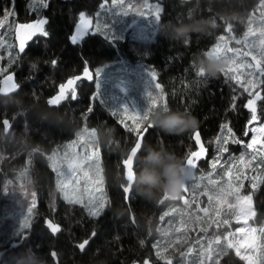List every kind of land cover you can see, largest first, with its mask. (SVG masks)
Instances as JSON below:
<instances>
[{"label":"trees","instance_id":"16d2710c","mask_svg":"<svg viewBox=\"0 0 264 264\" xmlns=\"http://www.w3.org/2000/svg\"><path fill=\"white\" fill-rule=\"evenodd\" d=\"M101 1L0 0V79L14 71L19 87L13 94L0 95V264H167L168 260L172 264H246L223 244L205 260L203 246L208 237H222L227 229L212 223L218 219L215 210L222 209L219 219H223L233 193L226 191L224 203L219 205L215 199L209 202L203 193L213 194L207 179L217 186L224 185L228 181L224 172L236 167L242 155L251 161L245 170L247 179H242L246 187L242 192L251 188L252 177L264 175L262 157L245 147L253 121L246 107L250 97L244 91L245 86L253 92L260 89L264 96V85L251 88L237 83L227 70H221L214 78L198 72L202 70L200 59L208 55L217 41H225L238 50L234 51L237 56L246 59L258 52L264 41V4L261 0H156L162 9L157 33L152 41H142L130 39L128 34L120 35L121 22L115 23L113 15L101 17L107 8H99ZM137 1L124 0L132 6L127 15L136 9ZM82 13L96 30L91 28L73 43L71 35L81 23ZM33 18L47 20L44 28L48 35L38 34L19 55L13 28L17 21ZM192 20H212L216 26L183 42L171 40L165 34L166 22H170V31L172 25ZM258 61L264 66L261 55ZM146 65L156 75L164 103H146L142 107L156 106L154 110L166 105L191 113L198 123L194 130L182 135H168L152 125L147 127L142 149L134 158V175L144 166L141 158L149 146L186 157L195 149L192 135L199 131L208 150L206 159L198 162L195 180L187 183V190L178 198L166 197L160 204L163 195L158 202H148L137 195L133 185L126 200L122 190L125 184L120 179V174L125 176L122 161L141 129L149 123L135 126L136 121H129L125 115H113V111H118L115 101L121 95L120 84L140 82ZM86 67L103 70L98 76L94 73L92 81L76 84L77 99H71L70 91L67 100L50 106L48 98L58 85ZM257 79L264 80V76L257 72ZM256 107L258 120L263 121L264 100L257 101ZM4 120L9 121L7 130ZM128 125L135 131L130 132ZM85 127L95 132L102 173L106 203L99 216H92L84 205L69 203L62 197L57 188V171L49 160L50 156L60 155L68 144L72 148ZM107 127L115 129L119 148L108 147L112 141L104 132ZM21 137L30 142V151L16 150ZM234 139L243 143H232ZM218 140L228 141L229 151L220 156V163L213 169ZM125 152L126 156L119 154ZM54 161L62 162L59 158ZM65 167L62 162L58 169ZM25 170L26 175H21ZM32 192L36 193L35 208L29 217L31 226L25 230L22 221L28 217ZM252 195L258 224L264 218V183ZM171 207L175 208L169 210ZM203 208L210 209L207 215L201 211ZM45 218L59 225L60 231L51 233ZM85 240L88 243L81 249L79 245Z\"/></svg>","mask_w":264,"mask_h":264},{"label":"rangeland","instance_id":"374dc122","mask_svg":"<svg viewBox=\"0 0 264 264\" xmlns=\"http://www.w3.org/2000/svg\"><path fill=\"white\" fill-rule=\"evenodd\" d=\"M106 1H108V5L105 6L107 8H105V12L101 14V17L103 16V14L113 15L115 17V23L116 21L121 22V29L119 31L120 35L128 34V37L130 39H136L142 41H152L155 38V34L157 33V27H158V21H156L155 19V13L157 9H160V7L157 4L158 2L156 0L137 1L136 9L133 11V13H130L129 15H127L129 11L128 10L129 8L128 5H130L129 3L125 2L123 6H120V5H113L112 0L110 2L109 0ZM138 12H142L143 15H138L137 14ZM258 18H261V16H258ZM97 22L96 24H99V21ZM130 24L132 26L129 28ZM94 30H96L95 25L91 29V31ZM217 45H219V48L213 55L210 56L215 57L220 62L221 70L230 71L233 76L239 78V83H246L247 86L249 85L248 84L249 80H255L257 78V72L255 71L254 67L253 68L241 67V65L251 64L255 66L259 60V56L261 55V52L264 51V48H262L261 45L258 46L259 48L258 52L256 54H253L249 59H246L242 56H237L234 53V51H227V49H233V48L225 41H217L215 45L208 51V55L210 52L213 51V49L217 48ZM146 66L144 68L147 70L144 71L143 75H141L140 82H133V84L131 85L125 83L120 84L121 95L120 98L115 101L116 102L115 107L116 109H118V112L121 113V115L123 116L125 115V117L131 122H135V119L132 118L135 111L142 113L144 108H147V107H142V105L146 103L150 104L148 97L149 92H151L156 97L155 102L151 103L150 105L153 104L156 105L157 102H159V104L164 103V97L161 93L160 86L159 88L156 87V85L158 84L156 81V75H155V79H153L149 73L154 71L149 69L151 68L150 66L148 65ZM124 67L126 70L129 71V69H127L126 66ZM97 70H99V72H102L103 68L100 69L96 68L94 72L96 73ZM249 73H252V75H249ZM118 76H121V74H119ZM99 80L101 79L98 77L97 83H99ZM154 107H152V109ZM124 108H127L128 112H124L123 111ZM261 125H264V120L253 121V125L251 128V137L247 144L252 142L253 137H255L256 139V144L253 145L252 148H247V149L252 151L253 154H258L259 157H264V150H262L264 149V132L259 131ZM135 126H137V124H135ZM95 139H96L95 132L85 127L80 131L79 138L75 141L74 145H72V148H70L71 145L68 144L62 150L60 155H56L55 157L51 156L52 159H49L51 166L53 168L55 167L58 169L59 166L62 164V162L66 164V167L60 170L65 173V177H66L65 182L61 185V187L68 192L70 197L81 199L83 201L82 205H84L85 207L86 205L88 206L86 207V210H88L89 214H90L89 207L94 206L96 203H98L101 200L105 201L104 193H103L102 173L100 170L99 156L96 152ZM54 158H59L62 160V162L60 161L55 162ZM248 161L249 159L246 157L243 162L239 159L236 167L232 169H228V171L226 172L223 171L224 175L226 174V177L228 178V181L224 183V185L217 186V184L210 182L212 180L207 179L208 185H210L213 188V194H212L213 197L220 194L221 188H223L225 192L228 190L232 191L233 199L232 202L228 204L235 205V208L232 210L228 209L227 214L223 217V218H227L229 222L231 221L232 224H229L227 226V229L225 230L223 236L221 237L220 243L219 244L212 243L211 249H209L210 241H213L215 238L211 236L208 237L206 243L203 246L204 255H207V257H205V260H208L210 258V255L214 252L215 249L219 248L218 245L220 244H223L224 247L227 249L233 250L234 254L239 258H241V256H248L252 260L259 261L262 254H264V249H261L260 247L257 246L260 243L259 231L253 234V236H255V240L245 235L244 233H239L236 231V229L238 228L248 229L254 227L259 230L260 228L264 227V218L261 219V221L257 224L256 215L252 219H249L247 223H245L246 215L244 213H246L247 211V204L246 202L237 199V196L252 194V192L254 191L252 187L250 189L248 188L247 192H242L241 191L242 188L239 190V192L234 191L240 184L244 185L242 181L243 178L237 180L235 179V177L241 174L242 176L245 175V170H247L250 167V166H246ZM69 162L73 163L74 165H78L75 175H73L67 167ZM248 177H250V175ZM229 184H231V189H229ZM61 195L64 198L62 192ZM90 200L93 201V205H89ZM215 203L218 205L221 204L218 203L217 201ZM174 208L175 207H171L169 208V210H173ZM252 208L255 211L253 207V200H252ZM237 218H239V222H237ZM228 232L233 233V235L229 237V240L233 241L236 244V247H239L240 255L236 254V247L233 248L227 247L228 241L224 240V236ZM249 245H252L255 248V251H253L252 248L249 247ZM243 261L246 264H249L248 260L243 259Z\"/></svg>","mask_w":264,"mask_h":264},{"label":"snow or ice","instance_id":"6c2138e0","mask_svg":"<svg viewBox=\"0 0 264 264\" xmlns=\"http://www.w3.org/2000/svg\"><path fill=\"white\" fill-rule=\"evenodd\" d=\"M261 2H262V4H264V0H261ZM112 3H113V5L123 6L124 0H112ZM44 6L47 7L46 4ZM103 6L104 5H101V7H103ZM128 7L131 8L132 6L128 5ZM161 11H162V9H157V11L155 13L156 21H159L160 12ZM137 14L138 15H143L142 12H138ZM80 20H81V23L76 26L75 34L71 38L73 43H75L83 35L88 33L89 28L92 27L91 22L89 20L85 19L84 13L80 14ZM45 24H47V20L46 19H39V20H37L35 22V24L27 25V27L32 29V31H30L28 33V38L30 39L31 37L36 36L37 34H39L41 36H47L48 32L44 28ZM97 31H100V29L97 28ZM261 35L264 36V31H262ZM221 39H223V38H221ZM237 43H240V41H237ZM218 48H219V45H217V48L213 49V51L210 52L209 55H213L217 51ZM262 48H264V41H262ZM21 51H23V44L21 45ZM227 51H237L238 52V50H235V49H227ZM246 55H247V53H246ZM261 57H262V60H264V51L261 52ZM52 63L55 64L56 62L52 61ZM241 67H248V68H253L254 67L255 71L259 72L260 76H264V66H261V62L260 61H258L255 66H253L251 64H247V65H241ZM84 71H85V75L88 77V79H92V75L89 73L88 69L85 68ZM149 74L151 75V77L153 79H155V73L154 72H150ZM225 74L227 75V73H225ZM95 75L96 76L99 75V70L96 71ZM198 75H203L202 70H199ZM249 75H252V73H249ZM231 78L237 80V82L239 83V78L238 77L232 76ZM77 79H79V78H77ZM11 80H12V77L8 76L7 80H6V83L10 82ZM68 83L72 84V83H74V81L70 80ZM248 84H249V86L251 88H258L261 85H264V80H259V79H257V80H249ZM15 87H16V85L9 84V87H8L7 90L11 91ZM156 87L159 88V85L157 84ZM244 91L248 93L249 97H251L248 100L247 105H246V107H248L250 109V111H251V121H257L258 120V116H257L256 104H257V101L264 100V96H261L259 91H255V92L250 91L249 87H245ZM70 97H71L72 100L77 99V92H76L75 88H73L71 90ZM148 97H149L150 104L155 102L156 97L151 92L148 93ZM68 98H69L68 92H66L64 86H61L59 94L57 96L49 99L48 103L50 105H59L61 102L67 100ZM161 107H164L165 109L168 108L166 105H161ZM152 110L153 109L151 107H147V108H145L143 110L142 113L135 111L134 115L132 116V118L135 119L136 124L139 125V124H141L143 122H146L148 120V115H149V113ZM88 111L91 112L92 109L89 108ZM123 111L124 112H128V109L124 108ZM119 114L120 113L118 111H113V115H119ZM3 124H4V127H5V130H7L8 127H9V121L8 120H4ZM150 126H151L150 124H147L145 126V128L141 129V132L146 134L147 127H150ZM127 127H128V130L130 132H134L135 131V129L133 127H131L130 125H128ZM229 131H231V129H229ZM259 131L260 132H264V125H261V127L259 128ZM145 138H146V135L145 136H141V135L138 134L137 135V141L134 144V146L131 148V153L129 154L128 157L124 158L123 161H122V167L124 168L125 174H126L128 179H131L132 176L134 175V158L137 156L138 152L142 149V144H143V141H144ZM195 139H196L197 143L200 142L199 133H196ZM231 142L232 143H237V144L243 143L242 141L236 140V139L232 140ZM227 143H228V141H224L223 143H220V141L218 140V145H219L218 150H217L218 151V156H217V159L213 160L212 163H211V167L213 169H215L217 167V165L220 163V156L223 153L229 151V149L227 147ZM255 144H256V139H255V137H253L252 142L247 144V145H245V147L246 148H252L253 145H255ZM262 150H264V149H262ZM204 151H205V149L203 148V146H201V151L200 152H191L188 156H186V161H187V164L190 166V168L197 167V161L199 160V158H201V156L204 153ZM193 157H195L196 160H194ZM49 159H52V157L50 156ZM239 159L243 162L245 160V157L242 155ZM253 159H255V157H253ZM262 161H264V157H262ZM246 166H251V161H248ZM67 167H68L69 171L73 175H75V172H76V170L78 168V165H74L73 163L69 162ZM54 170L57 171V176H58L57 188H58V190H60L63 193L64 199L67 200L69 203L83 204V201L81 199L70 197L68 192L61 187V185L65 182V179H66L65 173L63 171H60L59 169H57L55 167H54ZM21 175H26V170L24 172H22ZM209 175H211V173H209ZM191 176H192V173H191ZM241 178L247 179V177L246 176H242V174L235 177V179H237V180H240ZM210 182L211 183H216L215 181H210ZM261 183H264V175L252 177L251 187H252L253 190L257 189ZM241 188H243V184H240L234 191L235 192H239V190ZM229 189H231V184H229ZM122 190H123L124 193L129 194V198H130L131 187L129 185H125V186H123ZM184 190L186 191L187 189L184 188ZM224 194H225V190L223 188L220 189V194L215 196V197H213L211 195H208L207 192L203 193V195H207L208 196L209 202H212L215 199L218 203H221V204L224 203ZM31 197H32V203H31V205H29L27 207L28 217H25L24 220L22 221V228L25 229V230L29 229L30 226H31V223L29 221V217L32 216L33 210L35 208L36 193L32 192L31 193ZM237 199L238 200H242V201L246 202V204H247V211H246V213H244L246 215L245 223H247V221L249 219H252L256 215L255 211L252 208L253 195L252 194H248V195H243V196H237ZM105 203L106 202L104 200H101L98 203H96L94 206L89 207L90 214L92 216H99L102 213L103 208L105 207ZM187 203H188V201L185 200V204H187ZM89 205H93V201L92 200L89 201ZM86 207H88V206L86 205ZM234 208H235V205L228 204V209L232 210ZM201 211H203L207 215L208 212H209V209L208 208H203V209H201ZM215 216L218 219H214L212 221V223L215 224L217 228H220L221 226H228L229 225V220L227 218L219 219L222 216V209L221 208H216ZM162 219H163V217H162ZM237 222H239V218H237ZM47 226H48V228L51 230V232L53 234L58 233L60 231L59 225L54 224L52 221H48ZM210 226L211 225H209V227ZM201 230L204 231V232H207V228H203ZM236 231L239 232V233H244L245 235L251 237L253 240H255V236H253V234H255V233H257L259 231L260 243L257 246L260 247L261 249H264V227L260 228L259 230L257 228H254V227L248 228V229L238 228V229H236ZM232 235H233V233L228 232L224 236V240L228 241V244H227L228 248L236 247V244L233 241L229 240V237H231ZM220 241H221V237L219 235L215 236V239L213 241H210V243H209V249H211V244L212 243L219 244ZM87 243H88V241L85 240L83 243H81L79 245V247L81 249H83ZM198 243H199V241H198ZM141 244H143V241H141ZM249 247L252 248L253 251H255V248L252 245H249ZM236 254L240 255L239 247H236ZM160 255L161 254L159 252H157V256L160 257ZM181 255H183V253H181ZM241 259L248 260L249 264H264V254H262V256H261L259 261L252 260L248 256H241ZM144 264H148V261H144ZM167 264H172V261L168 260Z\"/></svg>","mask_w":264,"mask_h":264},{"label":"clouds","instance_id":"9594fccd","mask_svg":"<svg viewBox=\"0 0 264 264\" xmlns=\"http://www.w3.org/2000/svg\"><path fill=\"white\" fill-rule=\"evenodd\" d=\"M169 25L170 22L164 24L165 34L169 39L177 42L187 41L193 34L216 26L215 21L212 20H192L187 24L179 22L177 25H172L169 31ZM199 68L203 70L204 75L214 78L221 71V64L215 57L207 55L200 59ZM71 119L75 120L74 117ZM147 123L165 134L182 135L194 130L198 121L189 112L160 107L149 113ZM100 131L97 130V139L100 137ZM104 132L112 141V145L108 147L121 146L114 128H104ZM16 150L30 151V142L21 137L17 142ZM119 154L126 156V152ZM141 159L144 161V166L139 171H135L132 178L133 189L136 190L137 195L148 202H158L164 193L170 198H178L185 188L186 180L191 176V168L187 164L186 157L178 156L159 146H149L147 154ZM120 179L123 184H127L126 176L120 174Z\"/></svg>","mask_w":264,"mask_h":264},{"label":"water","instance_id":"95a60500","mask_svg":"<svg viewBox=\"0 0 264 264\" xmlns=\"http://www.w3.org/2000/svg\"><path fill=\"white\" fill-rule=\"evenodd\" d=\"M63 1H65V0H63ZM101 5H104L103 7L107 6V5H108V1L103 0V1L99 4V8H100V9L103 8V7H101ZM36 21H37L36 19H31V20H28V21H26V22H19V21L16 22V24H15V26H14V30H13V38H14V41H15V48H16V51L18 52L19 55H21V54L23 53V51H24L25 48H26L27 43L30 42L31 40H33V39L35 38V36L31 37L30 39L28 38V33H29L30 31H32V29L29 28V27H27V25H33V24H35ZM78 24H80V23H78ZM78 24H77V25H78ZM77 25H76V26H77ZM76 26H75L74 29H73V32H72L71 38H72V37L74 36V34H75ZM83 36H84V35H83ZM22 44H23V51H21V45H22ZM86 68L88 69L89 73L92 75V79H88V77L85 75V71H84L85 68H84V69L81 71V73H79V74H77V75H75V76H73V77H70V78L66 79L63 83L59 84L58 87H57V91H56L52 96H50V97L48 98V101H49V99H51V98H53V97H55V96H57V95L59 94L61 86H64L66 92H69V91H71L73 88H75L76 84H77L79 81H81V80L92 81V80L94 79V71H93L91 68H89V67H86ZM8 76H11V77H12V80H11L10 82L6 83V80H7V77H8ZM77 78H79V79H77ZM70 80L74 81V83L69 84L68 82H69ZM9 84H14V85H16V87H15L14 89H12L11 91H9V90H7L8 87H9ZM18 88H19V87H18V84H17V81H16V77H15V72H14V71H9V72L5 73V74L1 77V79H0V95H2V96H8V95H10V94L15 93V92L18 90ZM256 91H259V92H260V89H257ZM250 98H251V97H250ZM250 98H249V99H250ZM247 102H248V101H247ZM48 104H49V103H48ZM49 105H50V104H49ZM50 106H56V105H50ZM196 133H199V131H195V132L193 133V135H192V140H193V142H194V144H195V149H194L192 152H200V151H201V146H203V148L205 149V151H204V153L202 154L201 158H199V160L197 161V164H198L199 161L206 159V157H207V155H208V150H207V147L205 146V144H204V142H203V140H202V137H201L200 133H199V135H200V142H199V143L196 142V139H195V135H196ZM139 135L144 136V133L141 132V133H139ZM136 141H137V138H136L134 144L136 143ZM134 144H133V146H134ZM133 146H132V147H133ZM132 147H131V148H132ZM131 148H130V150H129V152H128V154H127L126 157H128L129 154L131 153ZM190 153H191V152H190ZM190 153H189V154H190ZM193 159L196 160L195 157H193ZM195 169H196V167H195V168H191L192 176L189 177V178L186 180L185 188L187 187V183H188V182H191V181H194V180H195V176H196V175H195ZM124 172H125V170H124ZM125 176H126V174H125ZM133 176H134V175H133ZM133 176H132V178H133ZM126 177H127V176H126ZM132 178H131V179H128V178H127V181H128V184H127V185H129L130 187L132 186ZM183 191H184V190H183ZM125 195H126V200H127L128 194L125 193ZM166 197H168L169 199H175V198H176V197H171V198H170V197L168 196L167 193H164L163 196L161 197V199L159 200L158 204H160L161 202H163V201L165 200ZM48 221H52V220H50L49 218H45V223H46V224L48 223ZM52 222H53V221H52ZM53 223L56 224L55 222H53ZM49 230H50V229H49ZM50 232H51V230H50ZM51 233H52V232H51ZM52 254L54 255V253H52ZM132 264H138V263H137V262H134V263H132ZM148 264H149V262H148Z\"/></svg>","mask_w":264,"mask_h":264},{"label":"flooded vegetation","instance_id":"af4514ba","mask_svg":"<svg viewBox=\"0 0 264 264\" xmlns=\"http://www.w3.org/2000/svg\"><path fill=\"white\" fill-rule=\"evenodd\" d=\"M33 19H34V18H33ZM36 20H37V19H36ZM131 26H132V25L130 24V25H129V28H130ZM13 30H14V28H13ZM37 35H38V34H37ZM37 35H36V36H37ZM36 36H35V37H36ZM13 40H14V38H13ZM14 44H15V41H14ZM15 49H16V48H15ZM68 93H70V91H69Z\"/></svg>","mask_w":264,"mask_h":264},{"label":"bare ground","instance_id":"6f19581e","mask_svg":"<svg viewBox=\"0 0 264 264\" xmlns=\"http://www.w3.org/2000/svg\"><path fill=\"white\" fill-rule=\"evenodd\" d=\"M36 9V8H35ZM12 42V41H11Z\"/></svg>","mask_w":264,"mask_h":264}]
</instances>
